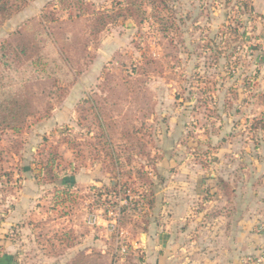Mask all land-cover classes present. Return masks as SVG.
Masks as SVG:
<instances>
[{"label": "rangeland", "instance_id": "374dc122", "mask_svg": "<svg viewBox=\"0 0 264 264\" xmlns=\"http://www.w3.org/2000/svg\"><path fill=\"white\" fill-rule=\"evenodd\" d=\"M50 1L4 21L0 44ZM140 1L143 21L95 37L90 15L57 8L45 70L0 52V103L22 90L33 104L20 131L0 111V264H264V0ZM60 129L99 157H76ZM50 145L77 166L70 180L36 177Z\"/></svg>", "mask_w": 264, "mask_h": 264}, {"label": "trees", "instance_id": "16d2710c", "mask_svg": "<svg viewBox=\"0 0 264 264\" xmlns=\"http://www.w3.org/2000/svg\"><path fill=\"white\" fill-rule=\"evenodd\" d=\"M34 0H0V25L10 19L16 13L22 11L26 6ZM121 4V3H120ZM247 4V2H246ZM144 1L140 0H125L124 6L103 8L101 10L92 9L93 4L86 0H52L48 2L40 16L31 18L26 22H23L14 32L10 33L8 38L0 44V52L2 57L6 59V62L14 60L19 63L31 62L33 66L39 69L45 70L50 64L49 60L43 56V48L46 42H57L58 34L64 37V33L56 31L54 24L59 20L56 14V9L60 11L68 12L69 17L75 11L77 17L90 15L91 16V32L90 35L95 37L101 33L108 25L115 24L120 18H133L135 21H143L146 15V9L144 8ZM63 47L59 48L61 51V59L68 64H71V59L66 54H63ZM50 77V76H49ZM57 78L53 77V85L56 84ZM33 104L31 97L25 94L22 90L10 91L6 94L4 101L0 103V111L3 115V124L8 129L20 131V124L32 113ZM92 109L98 112V106L93 105ZM50 111H47L49 115ZM96 120L94 125L97 128L96 136L94 138H104L105 144L112 146V135L110 130L112 129V122L98 113L94 112ZM60 134H64L62 129L59 130ZM79 137L72 132L64 134V142L73 150L76 157L84 155L83 146H88L92 149V154L99 157V150L95 148L96 143H93L86 139L82 141V138H86L87 134L79 133ZM81 139V140H80ZM97 146V145H96ZM96 150V151H95ZM45 155H41L39 159L35 161L37 169L40 173L36 175L41 183H55L57 180L63 179L65 181L70 180L67 177L68 173H74L77 166L73 161H69L67 167L63 164L66 162L64 156L61 154L57 145H50L45 147ZM110 154L115 155L112 151ZM43 156V157H42ZM74 180L66 182L67 185H73ZM116 187V186H115ZM81 254V253H80ZM80 256V255H79ZM86 255H81L83 258ZM12 257V256H11Z\"/></svg>", "mask_w": 264, "mask_h": 264}, {"label": "crops", "instance_id": "0c3cea01", "mask_svg": "<svg viewBox=\"0 0 264 264\" xmlns=\"http://www.w3.org/2000/svg\"><path fill=\"white\" fill-rule=\"evenodd\" d=\"M160 242L161 243H163L162 245H163V247H167V245H168V239H160ZM2 260L4 261L5 260V263L4 264H10L11 262H13V259H12V257H11V255H9L8 253H6L5 255H3L2 256ZM161 261V263H162V261H163V263L165 262V264H166V262H167V259H165V258H162V259H160Z\"/></svg>", "mask_w": 264, "mask_h": 264}, {"label": "built area", "instance_id": "2783aa9c", "mask_svg": "<svg viewBox=\"0 0 264 264\" xmlns=\"http://www.w3.org/2000/svg\"><path fill=\"white\" fill-rule=\"evenodd\" d=\"M122 238H123V232L120 231L119 236H118V239H117L118 242L122 243V241H121ZM121 249H122V251H126L127 247L122 244ZM257 264H261V260H259Z\"/></svg>", "mask_w": 264, "mask_h": 264}]
</instances>
